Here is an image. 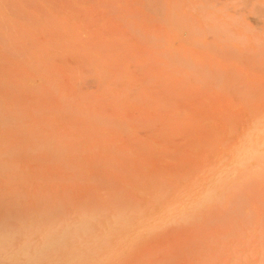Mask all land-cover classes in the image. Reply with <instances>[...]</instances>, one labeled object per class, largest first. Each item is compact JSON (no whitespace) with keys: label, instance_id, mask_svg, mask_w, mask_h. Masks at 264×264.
Wrapping results in <instances>:
<instances>
[{"label":"rangeland","instance_id":"rangeland-1","mask_svg":"<svg viewBox=\"0 0 264 264\" xmlns=\"http://www.w3.org/2000/svg\"><path fill=\"white\" fill-rule=\"evenodd\" d=\"M0 1V21L4 17L1 22L6 26L2 28V23L0 24V137L33 140L32 144L36 145H33L36 148V152H32L33 162L37 158V168L46 170L41 174L46 183L41 182L45 185L54 184V180L62 183L63 179L64 185H69V179L76 182L74 186L78 187L77 183L85 186L82 191L88 187L83 192L86 198L88 190L97 191V187L99 190L103 189L98 186L102 185L99 183L102 182L101 178L98 177L105 171V179L109 181L107 185L104 184L105 189L108 186H114V189L119 187L117 185L124 186L125 182L127 185L124 189L129 190L130 184L133 185L140 174H144L149 180L151 174L157 177L163 175L164 183L167 177L171 178L169 182H173V179L176 181V178L183 175L190 176L192 172V176L187 177L188 181L186 179L188 184L185 177L183 180L177 179V182L180 183V192L186 195L183 202L197 207L198 193L205 190L208 178L212 175L210 169L224 157L228 159L230 156L229 152L223 153L221 150H227L232 141L245 138L242 136L248 127H252L251 120L258 116L259 121L264 116V12L262 16L259 12L260 17L258 12H251L253 9L250 7V10L247 8L250 12L247 9L244 12L239 9V0ZM58 2H62L67 7L66 10ZM230 2L239 7L236 4L232 6ZM237 15L240 16L239 20ZM174 17H177L176 21ZM12 25H15L16 30ZM75 28L80 30L77 29V32ZM17 30L20 31V36L16 34ZM98 73L99 75H95ZM102 73L104 76L106 74L105 79ZM253 90L255 92L252 93ZM262 120L257 124H264ZM243 124L247 126H244L245 129ZM229 128L232 134L235 132L233 136H228ZM216 132H220L221 136H216ZM259 134L255 133L256 137L253 138L264 139ZM213 146L217 149L214 155ZM262 155L259 157L260 165L256 167L258 169L254 168L250 174L247 168L240 171L237 168H227L225 172L235 175L227 185L221 187L219 202L214 196L202 205L203 208L199 206L201 210L193 211L195 214L191 218L187 217L190 219L182 220L180 226L190 225L191 229L194 228L193 231L199 233L202 229V232L205 231L203 235L196 233V236L205 240L206 237L211 240H216L217 237L218 241L224 240L223 243L227 245L230 237L241 234L237 232L232 236L233 232L240 231L242 222L247 221L248 215V220H253L258 227L253 225L250 231L255 232V235L256 231L262 234L264 230L261 231V225H258L261 220L259 214L264 216V154ZM205 157L209 159L207 162ZM201 165L205 166L206 175ZM132 168L135 173H131ZM94 170L98 172L97 178L92 176ZM137 172L140 174L137 175ZM133 173L135 179L131 177ZM89 174L95 182L99 180L97 184L88 177ZM169 182L163 184L164 189L167 188L164 190L165 195L170 192L167 191L171 187ZM181 186H186V189ZM162 188L160 190L163 192ZM162 192L159 194L163 195ZM180 192V196L184 195ZM90 194L89 197L94 198ZM135 194L136 198L142 193ZM180 200L177 198L168 206L172 210L179 209L183 203ZM190 212L192 213L191 210ZM229 212L231 214L227 217ZM231 215L234 220H231ZM197 219L201 221L197 222ZM211 220L217 222L213 224ZM235 220L241 225L234 224ZM225 221L229 227L223 223ZM233 225H238L239 228H234ZM182 228L184 231L190 230L185 229V226ZM244 229L247 231L250 228ZM212 231L213 235L210 233ZM248 233L249 231L246 234ZM247 235L243 237L246 238ZM238 239L236 237L234 240ZM235 241L234 244L238 246L239 243ZM203 245L205 248L206 244ZM236 245L235 248L233 244V248L229 246L231 255L233 251L240 253L241 248L243 251L247 249L243 245L240 248L239 245V249L235 251ZM229 247L222 257L224 263L230 256Z\"/></svg>","mask_w":264,"mask_h":264},{"label":"bare ground","instance_id":"bare-ground-1","mask_svg":"<svg viewBox=\"0 0 264 264\" xmlns=\"http://www.w3.org/2000/svg\"><path fill=\"white\" fill-rule=\"evenodd\" d=\"M48 1H50V0H48ZM64 1L65 0H63V2ZM227 1H225V2H227ZM239 1L237 2V4L240 7L236 3L235 4L237 5V7H239V9H242V11L245 12L246 11L245 9L250 7L251 10L253 9L251 12L256 11V12H258V16L260 15V13H261L260 16H262V12H264V4H263L264 0H242V2H241V0H239ZM44 2H47V1H44ZM0 3H2V2L0 1ZM6 3H8V2L6 1ZM9 3H10V1H9ZM24 3H26V2H24ZM47 3H49V2H47ZM61 3H59V4H61ZM87 3L89 4V2H87ZM213 3H216V2H213ZM65 4H67V2H65ZM210 4H212V2ZM231 4H232V6H235V4H233V2ZM223 5H225V4H223ZM223 5H221V6H223ZM241 5H243V7ZM63 6L65 9L66 6L64 4H63ZM27 7H29V6H27ZM29 8H31V7H29ZM35 8H36V6H35ZM228 8H230V7H228ZM250 8H249V10H250ZM14 9H15V7H14ZM19 9H21V8H19ZM43 10H44V8H43ZM171 10H172V8H171ZM249 10L247 9V11H249ZM227 11H229V9ZM30 12H31V10H30ZM46 12H48V11H46ZM20 13H21V11H20ZM62 13H63V11H62ZM8 14H9V12H8ZM21 14L23 15V13H21ZM207 14H209V13H207ZM263 15H264V13H263ZM43 16L45 17V15H43ZM56 17H55V19H56ZM237 17L239 20L240 16L237 15ZM245 17H244V19H245ZM2 18H4V17H1V21H2ZM176 18L174 17L175 21H176ZM199 18H200V16H199ZM235 19H237V18H235ZM213 20H215V19H213ZM1 21H0V24L2 23L1 24L2 28L3 27L6 28V26H3L5 24ZM7 21H8V18H7ZM63 21H66V20H63ZM178 21H179V19H178ZM257 21L259 22V20H257ZM4 22H5V20H4ZM260 23L261 22H259V24ZM46 24H45V26H46ZM190 24H191V22H190ZM193 24H196V23H193ZM15 25H17V24H15ZM15 25H12V26L15 27ZM243 25H241V26H243ZM7 27H8V25H7ZM14 27L13 28L11 27V28L14 29ZM256 28H258V27H256ZM18 29L20 30L21 28H18ZM34 29L38 30L36 28H34ZM70 29H71V27H70ZM75 29L77 30L79 28H75ZM15 30H16V27H15ZM79 30H77V32ZM211 30H213L212 27H211ZM17 31H16V34H19V36H20V31L24 32L23 29L18 31V33H17ZM204 31L206 32V30H204ZM192 32L194 33L193 30H192ZM71 33L72 32H70V34ZM27 35H29V34L27 33ZM27 39H29V38H27ZM183 39L184 38H182V40ZM179 41H181V40H179ZM26 42H28V41H26ZM52 43H53V41H52ZM199 44L200 43H198V45ZM212 44H210V45H212ZM104 47L106 48L107 46L105 45ZM104 47H103V49H104ZM112 47H113V45H112ZM17 48H19V47L17 46ZM208 48H209V46H208ZM211 48H213V47H211ZM19 49H21V48H19ZM215 49H213V50H215ZM116 52H117V50H116ZM104 53H106V52H104ZM164 54H166V53L164 52ZM176 57H178V56H176ZM137 58H139V56ZM262 58H264V56ZM81 60H82V58H81ZM166 60H168V59H166ZM252 60L253 59H251V62H252ZM177 61H178V59H177ZM81 63H82V65H84L83 62H81ZM117 63H119V62H117ZM133 64H136V63H133ZM69 65H71V64H69ZM148 65H149V63H148ZM153 65H154V63H153ZM77 67L81 68L79 65ZM76 71H77V69H76ZM79 73H81V72H79ZM103 73H102V75H103ZM117 74H118V72H117ZM95 75H99V73L95 74ZM105 76H106V74H105ZM105 76L103 77L104 79L107 77V76L106 77ZM254 90L252 91V93L256 91V90L255 91ZM256 117L258 118V116H256ZM257 118L253 119V121L251 120L252 127H248L249 129L248 128L246 129L247 132H245V130H244L245 129L244 126H246V125L243 124L242 127H244L243 130L245 132V135H243V134H241V135H243L242 137H245V138H242V139L240 138V140L238 139V141H236V142L232 141V143L233 142H235V143L233 144V146H231L232 145V143H231V145H230L231 147L229 146L227 149L228 151L226 150V148H225V150L224 149L221 150L223 153L229 152L228 154H230V156L228 157V159L226 157H224V159L219 161L218 164L215 163V166H213V167L211 166L212 169H210L208 167V169H210L209 172L212 173V175L210 178H208L209 180L207 181V185L205 184L206 185L205 190H203V192L200 194L198 193V196H197L198 200L196 202L197 207H199L200 205L202 206L208 200L210 201L211 199H213L214 196H215L214 199H218L217 202H219V199H221L220 195H219L221 187L223 185H227V182H229V180H231V177H233L235 175V173L225 172V170L227 168H229V167L237 168L239 171L243 168H247L248 174H250V172L254 171V168L258 169L256 167H258V165H260L259 157L263 156L262 153L264 154V139L258 140V139L253 138V136L256 137L255 133H256V135H257V133H260L259 135L260 136L263 135V137H264V124H262V123H260V125L257 124V123H259L260 120H262L264 118V116H263V118L259 117V118H262V119H259V121H257ZM254 120H255V123H254ZM263 121H264V119L262 120V122ZM251 122L249 121V124H251ZM240 127H241V124H240ZM229 129H230V131H228V132L230 133V135H228V136H231V135L233 136V134L235 132H233V134H232L231 128H229ZM208 130H206V131H208ZM215 130H217V128ZM243 130H241V131H243ZM219 131H221V130H219ZM224 131L226 133H228L227 130L224 129ZM221 132L223 133V131H221ZM188 133H189V131H188ZM239 133L240 132L238 131V135H240ZM214 134H216V136L217 135L221 136L220 132H219V134L217 132ZM216 136H214V137H216ZM208 137H209V135H208ZM238 137H240V136H238ZM246 137H249V138H246ZM33 139H34V137H33ZM32 141H31V139H29V138L25 139L24 137H23V139L21 137H0V264H264V232L261 234V233H259L260 231H256L257 235H255V232L250 231V230H252L251 226L253 227V225H254L256 227V224L253 220L252 221L248 220L249 217L246 214V212H245V214L248 217V218L246 217L247 221L246 222L244 221V219H243L244 216L242 218L244 222H242V220H240V221L242 222V225L245 224V227H249L250 229H248L246 231L244 229L245 228L244 225L242 227V225L239 222L237 223L236 220L233 221V222H235L234 224H238V225L240 224L241 225V229H240L241 232L237 230L236 232H233L232 236H234L235 233H237V232H238V234L241 233L242 235L241 234L235 235L237 237V239H238V236L241 235V237H239L238 241L234 240V239H236V237L232 238L229 236L230 238L229 237L228 238L230 240H229V244L227 243V245H226V243H223L224 240L222 241L219 239L220 242L222 241L220 243L218 241L217 237H216L217 241L215 239L211 240V238L209 239V237H206V240H207L206 241L205 238L203 239L201 236H196V233L198 235H203V232H205V231L202 232V229L199 233L198 231L197 232L193 231L194 228L191 229L189 224H188L189 225L188 227H187V225L180 226V222H182V220L185 221L187 217L191 218L195 214L193 211H199L203 208V206H202V208L199 207V209H198L195 206L193 207V205H189V204H186L185 202H183L184 201L183 199L185 198L186 195L183 192H180V190H181V189L179 190L180 183L177 182V179L180 180V179L184 178L186 175H183V177L181 176L179 178H176L175 179L176 181H174V179H173L172 180L173 182H169V180L171 181V178L167 177L166 178L167 180L164 178L165 179L164 183L166 184V182L167 183L169 182V186H171L170 189L167 190V191L170 190V192H167V194L165 195L164 193H166L165 191L167 188L164 189V187H163V184H164L162 181L163 175L157 177L156 175L151 174L152 175V176H150L151 180H149L147 178V176L137 172V175L139 173L141 176L139 175L138 179H135V177H134L135 171L132 168L133 170H131V173H132V171L134 173H133V175H131V177L134 178L135 181L131 180L132 182L134 181L133 185L130 184V181L128 182L130 184V186H129L130 190H129V188L124 189L125 188L124 186L127 185V183H125V182H123V184H124V186L122 185L123 188L120 185H117L119 187H117L115 185L117 187L115 189H114V186H112V188H111V186H108L105 189L104 184L107 185V183H109V181H106L107 178L105 179V176L107 175L106 174L107 171H105L106 173L103 172V175H99L101 177H98L99 179L101 178L100 181H102L99 183H101L103 185L102 186V185L98 184V186L102 187L103 189L100 188V190H99V188L96 185V187L98 189L97 191L98 192L100 191L101 194L93 189L96 192V195L95 194L94 195L97 197H95L93 195V193H95V192H92L93 190L92 191L88 190V192H86L88 195L85 194V195H87L85 198L83 196V192L86 191V189L88 187L82 191V189H84L85 186H83L81 184L79 185V183H77L78 187L74 186V185H76V182L70 181L69 179H67L69 181V185H64V182H63L64 179L62 180L63 184L61 182H57L54 180V184H55V182H57L55 185L54 184H52V185L46 184L45 185L46 182L44 181V179H42L43 177L41 174L43 172H45L46 170L41 171L42 169L40 170L39 167L37 168L38 164H36V162H37L36 157H35L36 160H34V162H33V156H32L33 153L32 152H34V153L36 152V148H35L36 145L32 144L33 143ZM214 144H216V143H214ZM33 145H35V146L33 147ZM217 146H218V144H217ZM213 147L215 148V149H213L214 152L212 151L213 155H214V153L216 154L215 150H217V149H216V146H213ZM213 147H208V149L209 148L212 149ZM225 147H226V145H225ZM208 151H210V150H208ZM228 154H226V155H228ZM210 155H211V152H210ZM35 156H36V154H35ZM207 157H205L206 161H205V159H203V161L207 162L209 160V159H207ZM219 157H221V156H219ZM213 160L215 161V159H213ZM214 161H213V163H214ZM39 166H42V165H39ZM202 167L204 168L205 166H202ZM43 168L46 169L47 167L43 166ZM205 169L206 168H204V170H203L204 175H206ZM161 173L163 174V172H161ZM90 174L88 177L91 176ZM97 174H98V172L96 170L92 171V176L95 175L94 178H97L96 177ZM165 174L167 175L168 173H165ZM192 174H193L192 172H191L190 176L187 174L189 176V177L188 176L187 177L190 178L192 176ZM142 175H143V178H142ZM40 177H41V180H40ZM144 177H146L149 180V184H147L148 180L145 179ZM187 177H185L186 183L188 181ZM192 178H194V177H192ZM90 179H91V177H90ZM156 179H157V181H156ZM186 179H187V181H186ZM202 179H203V176H202ZM67 180H66V182H68ZM91 180L93 181L94 179H91ZM152 180H153V182H152ZM41 181H44L45 183L41 182ZM98 181L99 180H97L95 182V180H94V182L96 184ZM103 181H105V182H103ZM110 181L112 182L111 179H110ZM150 181H151V184H150ZM174 182H176V183L172 184ZM50 183H52V181H50ZM58 183H60V184H58ZM182 183H184V181ZM201 183H204V182H201ZM70 184H72V186H70ZM193 185H194V183H193ZM80 186H81V188H79ZM131 186H133V189H131L132 188ZM169 186L167 185V187H169ZM197 186H199V185H197ZM96 187H95V189H96ZM185 187L181 186L182 189H186ZM161 188H162L163 192L160 190ZM109 189H113V190L109 191ZM191 189H192V187H191ZM200 189L202 190V188H200ZM102 190L103 191L105 190V192H102ZM159 190H160V192H162L163 195L159 194L160 193ZM177 190H179V191H177ZM89 192L92 194H90ZM130 192H132L133 194H130ZM138 192H140V194L141 193L142 194L141 195L139 194L140 196L139 197L137 196L135 198L134 195H136L135 193H138ZM179 192L184 194V195L180 196L181 194H179ZM89 194L91 197L93 196L94 198H90ZM97 194H99V195H97ZM222 194L223 193H221V195ZM107 196H109V197L107 198ZM130 196H133V198H131ZM174 197L176 199L180 198L183 202L181 204V206L179 207V209H176V210H172V207L168 206L171 204V202L173 200H176V199H173ZM194 198H195V196H194ZM181 200H180V202H181ZM185 201H186V199H185ZM191 201H189V202L191 203ZM178 204L179 203H177V205ZM194 205H195V203H194ZM174 207H176V205ZM170 208H171V210H169ZM190 210L192 211L193 214L190 212ZM237 211H239V210L237 209ZM240 211L242 212V210H240ZM203 212H204V210H203ZM251 213H253V212H251ZM251 213H250V215H251ZM228 214H227L228 215L227 217H229L231 213L229 212ZM189 215H191V216H189ZM253 216H254V214H253ZM259 216H260L261 220L258 221L259 222L258 225L259 224L261 225L260 228H261V231H263L264 230V228H263L264 227V216L262 215L263 216L262 217L260 214H259ZM190 218H187V220ZM224 219L227 220L226 218H224ZM230 219H231V217H230ZM234 219L235 218H233V216H232L231 220H234ZM257 219L259 220V218H257ZM216 220H214V221L211 220V222L214 224V222H217L218 220L221 221V219H218L217 221ZM198 221H201V220L197 219V222ZM209 222H210V220H209ZM251 222L254 224H252ZM261 222H262V224H261ZM223 223L224 224L226 223V225H227L228 222L225 221ZM223 223L221 225H223ZM204 224H205V222H204ZM204 224H203V226H204ZM238 225H237V227H238ZM184 226H185V229L190 228V230L189 229H188V231L185 230L186 231L185 232L184 229L182 228ZM227 226L229 227V225H227ZM233 226H231V227H233ZM196 227H197V225H196ZM218 227H220V224ZM235 227L236 226H234V228ZM204 228H206V227L204 226ZM222 228L226 229V227H224V226H222ZM256 228H258V227H256ZM206 229L205 230L207 232H209L208 231L209 229L208 228H206ZM242 229H243V232H242ZM220 230H221V228H220ZM248 231H249V233L250 232L251 233L250 234L248 233V235H247L246 233ZM231 232L229 231V233H231ZM210 233H212V235H213V231ZM210 233H209V235H210ZM259 234H261V235H259ZM215 235H217V234H215ZM244 235H247V237L249 236L248 237L249 239H251V238L252 239L251 240L246 239L247 237L244 238L243 237ZM253 237H255V238L253 239ZM241 238H243V239H241ZM231 240L232 241L234 240L235 243H239V245L241 242L242 243L241 245H243V247H246L247 249L246 250L244 249L245 251H243V248H241L242 246L240 245V248L242 249L241 251H239L240 253H237L238 251L236 253H233L234 252L233 251L232 255H231V248L229 246H231L233 244V247L235 248V245H236V244H234V241L231 244L230 243ZM204 241L207 243H205ZM210 241L212 243H210ZM217 242H219V243H217ZM203 244H206L205 248H203L204 247ZM221 244H222V246H221ZM239 245L238 246L236 245L237 249H235V251L239 249ZM228 247L230 248V249H228V250H230L229 251L230 256H228L229 257L228 260L224 263L222 261V257H223L224 251H227Z\"/></svg>","mask_w":264,"mask_h":264}]
</instances>
